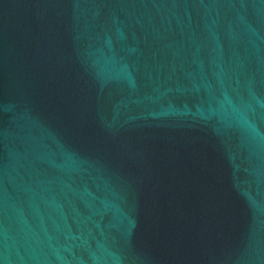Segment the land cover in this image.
I'll use <instances>...</instances> for the list:
<instances>
[{"label":"water","instance_id":"obj_1","mask_svg":"<svg viewBox=\"0 0 264 264\" xmlns=\"http://www.w3.org/2000/svg\"><path fill=\"white\" fill-rule=\"evenodd\" d=\"M0 264H264V0H0Z\"/></svg>","mask_w":264,"mask_h":264}]
</instances>
